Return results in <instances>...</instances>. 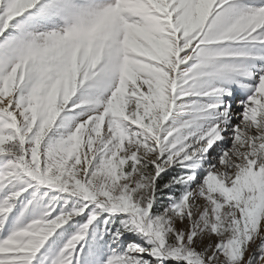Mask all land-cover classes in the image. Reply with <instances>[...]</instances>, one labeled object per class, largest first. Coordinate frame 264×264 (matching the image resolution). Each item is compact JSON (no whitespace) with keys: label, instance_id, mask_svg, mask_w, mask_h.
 <instances>
[{"label":"snow or ice","instance_id":"obj_1","mask_svg":"<svg viewBox=\"0 0 264 264\" xmlns=\"http://www.w3.org/2000/svg\"><path fill=\"white\" fill-rule=\"evenodd\" d=\"M0 264H264V0H0Z\"/></svg>","mask_w":264,"mask_h":264}]
</instances>
